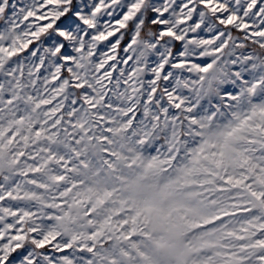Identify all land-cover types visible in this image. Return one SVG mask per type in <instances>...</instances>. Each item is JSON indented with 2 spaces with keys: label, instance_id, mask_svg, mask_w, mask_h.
<instances>
[{
  "label": "rangeland",
  "instance_id": "374dc122",
  "mask_svg": "<svg viewBox=\"0 0 264 264\" xmlns=\"http://www.w3.org/2000/svg\"><path fill=\"white\" fill-rule=\"evenodd\" d=\"M8 59L0 213L51 221L84 264H264V103L180 111L144 136Z\"/></svg>",
  "mask_w": 264,
  "mask_h": 264
},
{
  "label": "snow or ice",
  "instance_id": "6c2138e0",
  "mask_svg": "<svg viewBox=\"0 0 264 264\" xmlns=\"http://www.w3.org/2000/svg\"><path fill=\"white\" fill-rule=\"evenodd\" d=\"M5 57L155 136L180 111L264 103V0H0ZM51 223L0 213V264L91 259Z\"/></svg>",
  "mask_w": 264,
  "mask_h": 264
}]
</instances>
